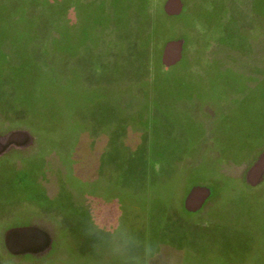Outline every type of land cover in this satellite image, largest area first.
I'll use <instances>...</instances> for the list:
<instances>
[{
  "label": "rangeland",
  "instance_id": "rangeland-1",
  "mask_svg": "<svg viewBox=\"0 0 264 264\" xmlns=\"http://www.w3.org/2000/svg\"><path fill=\"white\" fill-rule=\"evenodd\" d=\"M166 1L0 0V193L28 206L37 189L107 173L109 188L154 201L150 262L189 264L179 238L198 233L199 264H260L245 237L264 233V148L215 138L227 112L237 148L263 117L264 16L253 0H180L167 17ZM169 37L175 68L161 58Z\"/></svg>",
  "mask_w": 264,
  "mask_h": 264
},
{
  "label": "crops",
  "instance_id": "crops-1",
  "mask_svg": "<svg viewBox=\"0 0 264 264\" xmlns=\"http://www.w3.org/2000/svg\"><path fill=\"white\" fill-rule=\"evenodd\" d=\"M181 5L180 0H167L163 8L165 16L180 17ZM182 54L178 41L172 37L165 39L161 55L165 65L175 68L183 64L179 60ZM257 62L264 64L262 60ZM76 176L82 188L62 192L55 189L49 194L37 189L33 199L26 202L28 206L23 204V194L12 200L10 194L0 193V207L4 209L0 215V264H160L158 260L150 262V256H154L152 247L155 251L161 246L153 237L157 227L153 222L149 223L154 202L148 199L151 195L124 189V185L109 188L107 173L86 176L89 178ZM115 209V223H110L109 212L111 214ZM25 216L31 220L27 224L10 222L13 218L23 219ZM140 218L144 221L142 227ZM260 220L262 232V214ZM179 239L183 251L187 252L182 258L190 259L189 264L202 263L199 259V252H203L200 247L202 237L197 233L188 241ZM257 239L245 237V246L250 245L260 264H264V233ZM124 242L125 250L109 249L114 243Z\"/></svg>",
  "mask_w": 264,
  "mask_h": 264
},
{
  "label": "trees",
  "instance_id": "trees-1",
  "mask_svg": "<svg viewBox=\"0 0 264 264\" xmlns=\"http://www.w3.org/2000/svg\"><path fill=\"white\" fill-rule=\"evenodd\" d=\"M257 2V7L255 8L254 14L256 15V17L259 18L260 23L262 24L263 21V16H264V0H255ZM194 12V11H193ZM195 13V12H194ZM208 19V18H207ZM206 19V20H207ZM264 65V64H263ZM263 65H261V67L263 68ZM260 77H261V81L260 83H262V88L259 89L257 86L254 89V95L259 96L260 95V102L262 104V107H264V70L263 72H260ZM219 77H222L221 75H219ZM223 78V77H222ZM221 83L225 80L220 79ZM217 82V80H215V83ZM230 83V81H228ZM254 86H251L250 88H253ZM253 90V91H254ZM252 91V92H253ZM225 115H227L226 118L220 120V122H218V129L216 130V132L218 133L216 136V140H220L222 142L227 141L229 144L228 145H217L216 147H220V148H227V149H244L249 151L250 153H253L255 150H260L261 148H264V109L262 112V118L258 119L257 122H255L254 125H252V127L254 129L251 130L250 129H246L245 128V143L243 144V146H240L239 148L236 147L235 143H234V136H235V132H234V126H233V122H232V118L229 115V112L225 113ZM260 121V123H259ZM254 135V137L252 136V133ZM250 132V133H249ZM214 137V136H213ZM262 137V139L260 138Z\"/></svg>",
  "mask_w": 264,
  "mask_h": 264
},
{
  "label": "water",
  "instance_id": "water-1",
  "mask_svg": "<svg viewBox=\"0 0 264 264\" xmlns=\"http://www.w3.org/2000/svg\"><path fill=\"white\" fill-rule=\"evenodd\" d=\"M172 59L174 60V59H176V58H172ZM262 164L264 165V159H263V161H262Z\"/></svg>",
  "mask_w": 264,
  "mask_h": 264
}]
</instances>
